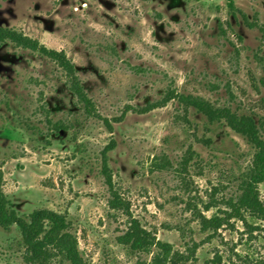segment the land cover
Masks as SVG:
<instances>
[{
    "label": "rangeland",
    "instance_id": "rangeland-1",
    "mask_svg": "<svg viewBox=\"0 0 264 264\" xmlns=\"http://www.w3.org/2000/svg\"><path fill=\"white\" fill-rule=\"evenodd\" d=\"M233 1L258 25L233 16L229 0H0V26L64 50L113 126L83 113L54 61L0 43V167L12 206L66 213L92 264L147 263L117 242L128 218L109 205L103 151L113 143L108 166L131 214L186 264L262 256V229L232 219L204 232L193 212L227 210L255 149L181 96L251 115L264 137V0ZM60 123L70 128L54 130ZM259 189L264 201V182ZM18 238L16 226L0 227V264H22Z\"/></svg>",
    "mask_w": 264,
    "mask_h": 264
},
{
    "label": "trees",
    "instance_id": "trees-1",
    "mask_svg": "<svg viewBox=\"0 0 264 264\" xmlns=\"http://www.w3.org/2000/svg\"><path fill=\"white\" fill-rule=\"evenodd\" d=\"M228 5L233 16L241 15L244 22L250 27L258 25L257 20L250 21L247 14L235 6L233 0H229ZM261 28L264 30L263 27ZM9 42L54 61L66 74L68 88L75 97L77 106L87 117L103 119L110 132H113L111 121L102 118L96 111L92 98L77 74L75 63L64 50L49 48L38 39L22 31L0 26V43ZM174 97V94H169L162 103H166ZM181 97L188 106H193L204 114L209 122H225L233 131L245 137L255 149L251 164L238 178L239 192L237 196L225 202L228 206L227 210H223L222 214L214 213L207 216L200 210H196V207L194 208V216L200 222L201 230L215 233L225 224H229L230 220L237 219L242 221L245 226L264 231V227L252 226L249 223V219L264 223V201L259 189V185L264 182V137L260 125L253 116L239 114L230 106H216L200 96L182 95ZM149 109L147 108V110ZM123 117L124 115L115 118V121H121ZM69 128L70 126L65 123L54 126V130L58 132ZM113 147V143H111L103 151V174L111 194L109 205L111 209L121 210L128 218L127 229L117 237V242L132 253L141 252L149 255L150 259L145 264H186L189 260L187 254L176 250L172 243L158 239L131 214L130 204L116 188L108 166L107 153ZM192 158L193 154L190 153L184 161L188 163ZM157 167L162 169L167 166L157 164ZM213 206V204H207L205 209L210 210ZM190 209L192 210V207ZM13 226L17 227L19 233L17 241L22 264H92L80 252L79 241L73 231V223L66 213L40 207L30 214H21L12 206L9 196L5 192L4 172L0 167V227L9 230ZM221 261L220 258L216 264H221ZM243 264H264V254L256 259H249L246 256L243 259Z\"/></svg>",
    "mask_w": 264,
    "mask_h": 264
}]
</instances>
